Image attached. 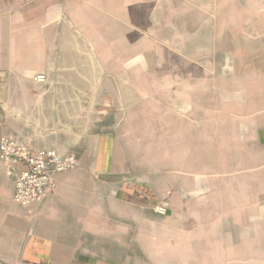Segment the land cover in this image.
<instances>
[{
    "label": "crops",
    "instance_id": "0c3cea01",
    "mask_svg": "<svg viewBox=\"0 0 264 264\" xmlns=\"http://www.w3.org/2000/svg\"><path fill=\"white\" fill-rule=\"evenodd\" d=\"M3 135L80 166L0 264H264V0H0Z\"/></svg>",
    "mask_w": 264,
    "mask_h": 264
},
{
    "label": "built area",
    "instance_id": "2783aa9c",
    "mask_svg": "<svg viewBox=\"0 0 264 264\" xmlns=\"http://www.w3.org/2000/svg\"><path fill=\"white\" fill-rule=\"evenodd\" d=\"M48 75L36 74L37 83H45ZM32 140L20 136L3 135L0 139V164L6 175L13 179V200L21 205L40 203L47 193L56 188L58 174L80 166L72 153H61L54 148H34ZM20 168V169H19ZM155 211L165 214V205Z\"/></svg>",
    "mask_w": 264,
    "mask_h": 264
}]
</instances>
